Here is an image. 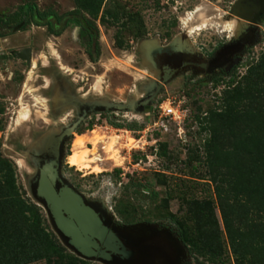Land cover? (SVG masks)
Returning <instances> with one entry per match:
<instances>
[{
  "label": "rangeland",
  "instance_id": "rangeland-1",
  "mask_svg": "<svg viewBox=\"0 0 264 264\" xmlns=\"http://www.w3.org/2000/svg\"><path fill=\"white\" fill-rule=\"evenodd\" d=\"M247 1L0 0V38L21 29L32 31L0 41V166L11 168L17 200L11 207L0 204V213L13 209L28 219L24 229L35 224L36 235L47 233L53 264L123 262L85 257L59 230L38 195L41 173L48 165L58 168L56 187H73L129 243L174 244L182 264H217L191 250L179 225L184 221L194 233L197 221L191 211L197 202L210 201L225 264H241L229 243L217 189L221 186L223 197L230 194L235 200L238 188L231 180L237 164L228 152L234 151L233 142L250 120L237 114L241 109L264 111V20L251 28L252 17L243 5ZM51 15L68 20L58 28L48 20ZM22 22L24 27L17 30ZM164 46L189 50L203 59L226 50L237 54L229 62L237 59L239 64L213 76L188 69L172 81H162L153 56ZM26 47L33 50V65L21 56ZM216 77L225 82L217 84ZM157 86H163L160 101H188L192 117L186 134L174 124L161 132L152 130L154 115H148L142 101ZM92 130L103 137L97 145L87 144L95 147L90 157L103 158L102 172L68 163L77 134L92 137ZM118 134V148L109 150ZM212 135L221 149L217 156H207L204 147V139ZM131 136L137 140L135 146L129 145Z\"/></svg>",
  "mask_w": 264,
  "mask_h": 264
},
{
  "label": "trees",
  "instance_id": "trees-1",
  "mask_svg": "<svg viewBox=\"0 0 264 264\" xmlns=\"http://www.w3.org/2000/svg\"><path fill=\"white\" fill-rule=\"evenodd\" d=\"M260 63L263 67L264 58ZM237 118L245 122L248 118L250 120L233 142L234 151L228 152L233 157L228 158L236 160L237 164V174H232L230 179L238 188L233 196L235 200L230 194L223 197L221 186L217 190L225 229L237 261L241 264H264V111L241 109ZM205 130L208 133L212 131L208 127ZM204 140L207 156L210 153L216 155L221 150L216 135L207 136ZM162 146L165 152V143ZM207 158L211 164V155ZM11 177V168L0 166V198H4L0 204L4 202L8 207L17 201ZM195 206L198 207L191 211L192 218L197 221L194 233L190 234V226L179 220L183 241L192 251L208 255L212 262L225 264L212 203L202 201ZM8 207L5 213H0V264H30L43 260L46 264H53V258L47 253L52 244L48 234L36 235L38 225L35 224L24 229L23 224H27L28 219L20 218L15 210ZM29 232L35 235L28 237ZM55 263L62 264V260Z\"/></svg>",
  "mask_w": 264,
  "mask_h": 264
},
{
  "label": "water",
  "instance_id": "water-1",
  "mask_svg": "<svg viewBox=\"0 0 264 264\" xmlns=\"http://www.w3.org/2000/svg\"><path fill=\"white\" fill-rule=\"evenodd\" d=\"M243 5L254 24L264 20V0H248ZM58 175V168L46 166L39 180L38 195L46 201L57 227L70 238V243L85 257L110 260L113 253L130 256L132 252L118 234L80 193L69 185L57 189Z\"/></svg>",
  "mask_w": 264,
  "mask_h": 264
},
{
  "label": "flooded vegetation",
  "instance_id": "flooded-vegetation-1",
  "mask_svg": "<svg viewBox=\"0 0 264 264\" xmlns=\"http://www.w3.org/2000/svg\"><path fill=\"white\" fill-rule=\"evenodd\" d=\"M48 20L52 23L55 22V26L58 28H61L63 24L68 20V18H65V22L63 19L59 21L58 16L51 15L48 17ZM25 22H22V26L17 28V30L24 27ZM254 26L256 24H253L252 29H256ZM0 29H2L0 27ZM89 31L92 34H95L96 32L94 30H91V27H87ZM20 32L17 35H20L21 33L28 32L31 34L32 31L30 30H19ZM16 34L9 35L6 37H1L0 41L4 43L6 39H14L17 38ZM96 35V34H95ZM17 36V37H16ZM31 37V35H30ZM239 38V37H238ZM238 38L235 39V41L239 40ZM234 41V42H235ZM241 42V41H240ZM231 47V46H230ZM164 49H158L156 54L153 56V63L156 69L160 71V78L162 81L167 80L172 81L177 75L187 71L188 69H193V72L196 70L198 71H204L207 72L208 76H213L215 71L218 70H229L234 67H237L239 64V61L236 59H232V61L229 62L230 58H234L237 56V54L229 55L227 54V51L221 50L218 53H216L213 56V59H203L202 56H197L196 53H193L192 51H182V50H167L166 47H163ZM227 49V48H225ZM231 49V48H230ZM33 50L31 47H26L21 51V56L23 59H25L30 65H33ZM158 55V56H157ZM218 75V74H217ZM221 76V75H220ZM222 78V77H221ZM215 80H217V84H222L225 82L224 79H220V77H216ZM158 87V86H157ZM163 89V86L153 93H151L143 102V105L148 113L151 114L152 110H155L158 108V106L164 101L158 100L159 94L161 93ZM177 92V90L175 91ZM178 92H181V88L178 89ZM157 102V103H155ZM85 109V107H83ZM84 111V110H83ZM79 118V117H77ZM63 184H58L57 189L60 190L62 188ZM118 236L121 238V240L126 245L127 249L131 251L132 253L130 256L124 257L121 254H112V258L109 260L111 262L115 263H121L123 264H182V254L180 253V250L178 246L176 245H163V246H140V245H132L129 243L128 239L124 238L122 235L117 233ZM67 237V236H66ZM70 242V238L67 237Z\"/></svg>",
  "mask_w": 264,
  "mask_h": 264
},
{
  "label": "bare ground",
  "instance_id": "bare-ground-1",
  "mask_svg": "<svg viewBox=\"0 0 264 264\" xmlns=\"http://www.w3.org/2000/svg\"><path fill=\"white\" fill-rule=\"evenodd\" d=\"M200 10L201 9L198 8L197 12H199ZM186 18H188V17H186ZM189 20H191V18ZM240 25L241 24L238 23V27ZM228 26L229 27L232 26V23L230 22L228 24ZM26 116H27L26 113H23V117L25 118ZM91 133H92V137H89L87 135L88 133L87 134L86 133L77 134V136H76V138L74 140V143H73V149H72L73 152L68 156V163L71 164L72 166H78L79 169L92 168L93 172H102L103 168L99 164V162L103 161V158H100L98 156H95L94 158L90 157L89 154H90L91 151H93L92 149H95V147L90 149V148L87 147V144H88V142H93L94 145H97L100 140H103V137L101 136V134L97 130H92ZM111 136L112 135H110V137ZM120 139H122V138H121V136L119 134H118V136L112 137V140H111L110 144L108 145L109 146V150H112V149L114 150V148L116 147V144L119 143ZM129 141H130V143H129L130 146H135L137 140H136V138L131 136ZM117 146H119V145H117ZM116 148H118V147H116ZM116 157H117L116 154H114V156H112V158H116ZM92 164H95V165H92Z\"/></svg>",
  "mask_w": 264,
  "mask_h": 264
},
{
  "label": "built area",
  "instance_id": "built-area-1",
  "mask_svg": "<svg viewBox=\"0 0 264 264\" xmlns=\"http://www.w3.org/2000/svg\"><path fill=\"white\" fill-rule=\"evenodd\" d=\"M154 115L153 129L157 132L169 129L171 124L178 126V131L186 134V127L192 117V109L187 100L163 101L158 108L152 110Z\"/></svg>",
  "mask_w": 264,
  "mask_h": 264
}]
</instances>
